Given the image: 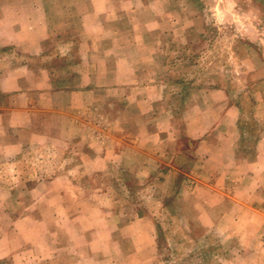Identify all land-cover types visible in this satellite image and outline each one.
<instances>
[{
    "label": "rangeland",
    "instance_id": "rangeland-1",
    "mask_svg": "<svg viewBox=\"0 0 264 264\" xmlns=\"http://www.w3.org/2000/svg\"><path fill=\"white\" fill-rule=\"evenodd\" d=\"M23 65L110 102L0 152V264H264V0H0Z\"/></svg>",
    "mask_w": 264,
    "mask_h": 264
},
{
    "label": "crops",
    "instance_id": "crops-1",
    "mask_svg": "<svg viewBox=\"0 0 264 264\" xmlns=\"http://www.w3.org/2000/svg\"><path fill=\"white\" fill-rule=\"evenodd\" d=\"M92 56L88 55V58ZM77 79L82 80V84H74ZM93 79L92 72L78 76L71 67L61 72L58 68L44 65H23L11 69L0 79V91L7 94L5 104L0 105V131H7V134L0 135L2 157L16 156L23 141L33 142L30 136L26 140L20 139L15 131L35 126L34 116L37 114L42 116L38 127L46 130L55 116L72 118L74 123L82 126L94 123L92 110L110 102V98L108 90L98 89Z\"/></svg>",
    "mask_w": 264,
    "mask_h": 264
}]
</instances>
